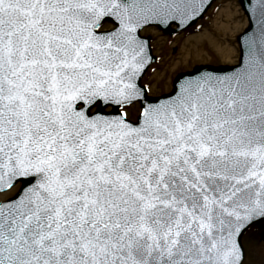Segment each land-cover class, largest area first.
Here are the masks:
<instances>
[{"label": "snow or ice", "instance_id": "6c2138e0", "mask_svg": "<svg viewBox=\"0 0 264 264\" xmlns=\"http://www.w3.org/2000/svg\"><path fill=\"white\" fill-rule=\"evenodd\" d=\"M213 2L0 0V264H245L264 223V0H239L227 71L172 72L163 40Z\"/></svg>", "mask_w": 264, "mask_h": 264}, {"label": "rangeland", "instance_id": "374dc122", "mask_svg": "<svg viewBox=\"0 0 264 264\" xmlns=\"http://www.w3.org/2000/svg\"><path fill=\"white\" fill-rule=\"evenodd\" d=\"M198 24L203 26L199 30L195 25L175 37H163L164 41H171V44L164 45L165 48L176 45L180 49L178 58H182V62L174 63L172 72L187 70L193 64L220 66L236 62V37L247 26L239 0H218ZM153 35L158 34L153 32ZM233 52L235 56L229 58ZM243 244L247 250L245 264H259L252 250L259 244L264 245V223L256 224L248 230L243 237Z\"/></svg>", "mask_w": 264, "mask_h": 264}, {"label": "bare ground", "instance_id": "6f19581e", "mask_svg": "<svg viewBox=\"0 0 264 264\" xmlns=\"http://www.w3.org/2000/svg\"><path fill=\"white\" fill-rule=\"evenodd\" d=\"M231 55L229 58H233L235 56V52L231 53ZM252 254L257 259L259 264L264 263V245L259 244V246L253 248Z\"/></svg>", "mask_w": 264, "mask_h": 264}, {"label": "water", "instance_id": "95a60500", "mask_svg": "<svg viewBox=\"0 0 264 264\" xmlns=\"http://www.w3.org/2000/svg\"><path fill=\"white\" fill-rule=\"evenodd\" d=\"M216 0H214V2H215ZM213 2V3H214ZM213 3H212V5H213ZM211 5V6H212ZM211 8V7H210ZM209 8V9H210ZM208 9V10H209ZM194 26V25H193ZM205 66H207V69L206 70H223V71H227V70H229V65H221V66H212V65H205ZM250 229V228H249Z\"/></svg>", "mask_w": 264, "mask_h": 264}]
</instances>
